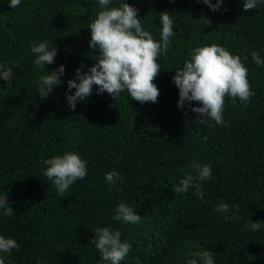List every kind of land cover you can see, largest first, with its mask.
I'll return each instance as SVG.
<instances>
[{"label": "trees", "instance_id": "16d2710c", "mask_svg": "<svg viewBox=\"0 0 264 264\" xmlns=\"http://www.w3.org/2000/svg\"><path fill=\"white\" fill-rule=\"evenodd\" d=\"M124 2L139 9L157 41L159 13L173 20L175 35L153 81L158 101L141 104L126 91L113 99L93 85L73 111L67 80L95 63L88 28L101 10L98 0H21L13 9L0 0V63L14 73L11 86L0 79V195L14 210L12 217L0 214V236L19 245L0 257L5 264H110L90 244L97 228L110 227L131 244L120 264H187L194 258L187 253L200 250L213 251L215 264H264V222L255 231L249 225L264 221V66L252 59L254 51L264 59V3L245 11L244 0H224L212 12L197 0ZM202 15L210 25L198 21ZM45 40L58 53L45 70H34L31 47ZM213 43L240 56L254 93L247 103L225 97L227 126L185 115L172 80L192 49ZM61 65V84L41 99L40 77ZM67 152L87 162V175L60 195L42 161ZM193 161L212 168L201 184L203 199L193 187L174 192L189 172L196 174ZM113 170L123 177L115 185L105 180ZM121 202L142 217L137 224L112 219ZM220 202L228 213L215 211ZM232 212L236 218L227 220Z\"/></svg>", "mask_w": 264, "mask_h": 264}, {"label": "clouds", "instance_id": "9594fccd", "mask_svg": "<svg viewBox=\"0 0 264 264\" xmlns=\"http://www.w3.org/2000/svg\"><path fill=\"white\" fill-rule=\"evenodd\" d=\"M205 4L212 12L221 9L224 0H197ZM258 3L264 0H244L245 11L254 10ZM21 0H9L11 9L17 8ZM100 11L90 23L89 48L95 53L91 58L95 63L82 71L81 67L75 70L73 79L67 80L65 92L68 107L75 110L77 102L84 101L93 93V85L96 86V94H109L113 99L122 92H127L131 100L141 104L145 102L156 103L159 97V89L153 83L161 71L158 59L162 53H167L171 46L170 38L175 35L173 20L169 12L159 13L161 24L160 39L146 31L137 13L139 9L124 2L118 7L111 5V0H98ZM225 12L227 8L223 9ZM205 26L211 24V20L203 17L200 20ZM35 54L33 61L34 70L43 68L46 64H52L58 53L56 46H49L47 40L31 47ZM190 60H186L183 69L176 70L172 77L173 83L179 90L177 108L198 114L195 120L199 124L215 121L217 125L227 126L223 119L225 97H229L232 103L239 98L241 103H247L254 95L247 79L248 68L241 61L240 56L231 54L226 48L211 44L196 47L189 53ZM247 59V57H245ZM253 62L258 66H264L258 52L252 53ZM46 72V71H45ZM65 74L63 65L51 72H46L38 81V94L41 99H46L54 87L61 84V77ZM13 70L11 67L0 63V79L8 86L13 82ZM75 89L74 92L71 90ZM71 93V94H69ZM197 102L200 106L193 107L191 102ZM186 109V111H185ZM47 165L44 175L52 181L58 194L63 195L69 186L78 179L87 175L86 161L74 152H67L62 156H55L42 161ZM195 170V175L189 172L174 189L175 193H186L190 187L195 188V194L203 199L202 182L208 180L212 174V168L208 164H199L193 161L190 165ZM105 180L115 185L117 180L123 181V177L117 171L105 173ZM111 191V188L109 189ZM218 213L230 211L227 203L220 202L215 208ZM0 214L6 217L14 216V210L10 207L6 195H0ZM251 215V213H250ZM141 216L128 204L121 202L115 208L113 220L137 224ZM227 220L236 218L232 212ZM264 221L250 222V228L255 231L260 229ZM90 244L100 252L101 258L110 264H120L131 249V244L122 242L121 233L110 227L97 228ZM19 245L12 238L0 236V253H8L12 249H18ZM194 257L187 264H215L214 254L211 250H200L187 253ZM0 264H5L0 257Z\"/></svg>", "mask_w": 264, "mask_h": 264}]
</instances>
